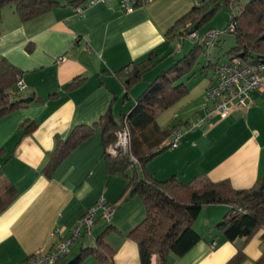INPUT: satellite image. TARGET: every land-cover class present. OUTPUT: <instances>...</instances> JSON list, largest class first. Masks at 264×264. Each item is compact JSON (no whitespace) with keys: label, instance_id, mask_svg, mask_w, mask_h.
Returning <instances> with one entry per match:
<instances>
[{"label":"crops","instance_id":"0c3cea01","mask_svg":"<svg viewBox=\"0 0 264 264\" xmlns=\"http://www.w3.org/2000/svg\"><path fill=\"white\" fill-rule=\"evenodd\" d=\"M201 1L152 0L131 12L121 11L115 1L62 4L27 22L13 6L2 8L0 57L21 71L23 88L18 95L31 100L0 118V186L11 182L15 187L14 200L0 213V264H21L55 249L102 197L116 205L115 214L109 222L99 214L92 236L77 239L68 257L103 236L115 252L114 264H140L138 247L127 234L143 219L145 208L138 195L124 193L126 176L107 172L100 127L52 177L43 169L56 137L65 138L74 126L98 121L109 109L121 123V116L160 72L196 45L179 33L190 22L186 14ZM205 24L190 29L201 35L221 28L213 22L200 30ZM149 59L152 68L126 88L120 72ZM193 83H186L187 93L157 113L145 132L151 143L170 140L175 126H185L202 114L203 97L214 80L206 71ZM25 120L36 127L23 134L20 125ZM145 169L160 180L175 176L186 183L205 177L228 180L237 190L250 188L264 175V92L252 91L246 107H233L226 118H213L188 132L178 146L147 161ZM229 209L228 204L205 205L192 223L202 239L185 255H171L166 264H226L238 250L246 256L241 264H255L264 257V229L250 238H224L216 226ZM156 263L153 257L151 264ZM80 264L97 262L87 257Z\"/></svg>","mask_w":264,"mask_h":264},{"label":"trees","instance_id":"16d2710c","mask_svg":"<svg viewBox=\"0 0 264 264\" xmlns=\"http://www.w3.org/2000/svg\"><path fill=\"white\" fill-rule=\"evenodd\" d=\"M88 1L0 0V22L2 21L1 10L5 6H13L20 20L27 22L62 4L79 7L86 5ZM240 1H201L186 14L184 19L190 22L184 25V29L179 34L184 36L186 31L195 30L190 28H198L208 22L222 5L231 9L238 7V13L227 20V24L234 23V30L227 31V33L235 35V44L225 53L227 60L240 57L242 60L253 63L264 62V0H250L245 4H241ZM195 42L196 45L187 54L162 71L148 85L135 100L130 111L121 116V123L116 121L109 109L100 116L98 121L74 126L65 138L56 137L55 148L50 153L43 169L47 177H52L54 171L68 155L90 137L98 127L102 130L104 146L107 147L114 143L117 130L126 120L131 131L130 153L111 157L105 151L104 157L108 173H121L127 177L124 193L136 194L143 202L145 216L127 234V237L138 247L140 264H151L153 257H156V264H166L171 255L176 257L185 255L202 239V235L192 227V223L202 208L208 204L230 205L228 213L216 226L228 241L250 238L257 230L264 229V175L250 188L237 190L230 185L228 180L213 182L203 177L184 183L175 176L160 180L145 169L146 162L154 155L172 148L166 144L169 140L162 144L151 143L145 132L149 131L148 128L154 123L158 112L168 108L187 93L188 88L183 79L212 67L214 83L211 86L215 84L214 66L218 62L208 59L198 71L192 69L198 56L207 54L206 46L201 41ZM152 66L149 59L122 70L120 76L124 86L129 88L139 81ZM21 75V71L9 60L0 57V118L27 105L18 95ZM77 81L78 79L74 83H78ZM35 127L36 123L30 120H25L20 125L23 134L31 132ZM179 127L182 126L179 125ZM176 128L178 126L174 127L172 133ZM131 156L135 158V161L131 160ZM128 170L131 171L130 174L127 173ZM2 186L7 195L3 196L0 193V213L15 198V187L11 182H5ZM69 253L70 249L54 264L60 261H62L61 264H80L87 257L94 258L97 264H114L115 252L105 242L103 236L96 238L95 245L81 246L71 257H68ZM245 259L244 253L238 250L226 264H241ZM255 264H264V257L259 258Z\"/></svg>","mask_w":264,"mask_h":264},{"label":"built area","instance_id":"2783aa9c","mask_svg":"<svg viewBox=\"0 0 264 264\" xmlns=\"http://www.w3.org/2000/svg\"><path fill=\"white\" fill-rule=\"evenodd\" d=\"M115 1L123 12H131L134 9L144 6L152 0H89L87 6L95 5L99 2ZM234 30V23L229 22L223 29H210L203 35H199L196 30H188L185 37L195 41H201L205 46L214 45L215 41L222 33ZM63 60L59 56L57 61ZM215 84L208 88L202 103V114L198 115L194 121L185 126L178 127L174 131L171 140L166 144L176 147L181 139L190 131L209 123L213 118H226L233 107L243 108L247 106L249 94L254 90L264 92V62H249L240 57L222 61L214 66ZM19 90L23 88V83L19 82ZM131 143V131L124 120L116 132V140L106 147V153L117 155L118 153L129 154ZM131 160L135 158L131 156ZM116 205L100 198L95 204L89 207L73 227L71 234L62 237L60 244L53 250L43 253L40 256L27 259L21 264H54L57 259L67 253L75 239L82 235L92 236V227L99 215L105 220H110L116 211ZM215 245V242L213 243Z\"/></svg>","mask_w":264,"mask_h":264},{"label":"rangeland","instance_id":"374dc122","mask_svg":"<svg viewBox=\"0 0 264 264\" xmlns=\"http://www.w3.org/2000/svg\"><path fill=\"white\" fill-rule=\"evenodd\" d=\"M248 1H250V0H241L240 3L241 4H245ZM236 13H238V7L234 8V9H231L230 7H227V6L222 5L219 8V10L216 12L214 18H212L210 21H208V23H206L204 26H202V28L200 30L209 28L210 25H211V23H213V22L214 23H217L218 25L221 26V28H219V29H223L224 27H226L227 20L231 16H233L234 14H236ZM174 42L176 43V45H178V43H180L179 42V39H177V38L174 39ZM234 44H235V35H233L231 33H227V32L222 33L221 36L219 37V41H217L216 44L210 45V46H206L207 54H201V55H199L198 58H197V60H196V63L193 65V68L192 69L195 70V71H198L199 68L202 67V64H204L208 60V58H211L213 62H218V63L219 62H222V61H226L228 57H227V54H225V53ZM177 47L178 46H176L175 49L173 50V55H176V53H177L176 52ZM206 71H207V73H208V75L210 77L213 76V69H212V67H208L206 69ZM205 72L199 73V71H198V72H196L195 77L192 78V79H190V81L188 80V78L187 79H183V81L185 83H187L188 86L189 85H193L194 84L193 83L194 81L200 79V77H204ZM161 73L162 72H160V74ZM202 103H203V100H202ZM200 108L202 109V104H201ZM119 154H123V153H118L116 156H118ZM109 156L115 157V155H109ZM4 190H5L4 187L3 186H0V191H4ZM0 193H2V192H0ZM110 220H105V221L106 222H109Z\"/></svg>","mask_w":264,"mask_h":264},{"label":"water","instance_id":"95a60500","mask_svg":"<svg viewBox=\"0 0 264 264\" xmlns=\"http://www.w3.org/2000/svg\"><path fill=\"white\" fill-rule=\"evenodd\" d=\"M25 102H29L31 100V98H24L23 99Z\"/></svg>","mask_w":264,"mask_h":264}]
</instances>
